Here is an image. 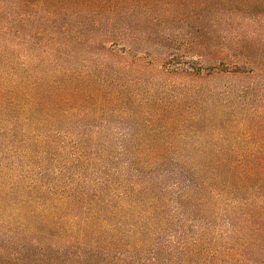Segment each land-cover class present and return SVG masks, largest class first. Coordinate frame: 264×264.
<instances>
[{"label":"trees","instance_id":"obj_1","mask_svg":"<svg viewBox=\"0 0 264 264\" xmlns=\"http://www.w3.org/2000/svg\"><path fill=\"white\" fill-rule=\"evenodd\" d=\"M172 2L0 0V188L10 189L0 191L16 194L0 199V220L13 224L12 237L21 243L0 245V264H264V92L254 107L253 93L262 90L257 81L243 84L264 78V53L255 54L264 48V0H215L216 8L229 7L231 35L216 22L217 29L203 32L210 39L217 33L215 43L189 47L222 63L215 73L227 79L222 87L194 86L198 109L219 100L231 113L241 104L250 108L235 119L238 144L223 137L224 146L199 148L198 163H191L196 153L180 160L171 133L131 134L132 147L120 151L106 134L58 125L60 118L125 111L136 102L163 120L171 101L176 108L193 91L183 85L172 100H143L131 82L139 69L128 62L142 40L134 26L147 40L167 36L153 29L163 22L149 17L134 25L126 17ZM161 49L144 52L149 65L170 63ZM48 55L56 67H45ZM226 124L219 130L227 131ZM170 227L174 235L163 238Z\"/></svg>","mask_w":264,"mask_h":264},{"label":"rangeland","instance_id":"obj_2","mask_svg":"<svg viewBox=\"0 0 264 264\" xmlns=\"http://www.w3.org/2000/svg\"><path fill=\"white\" fill-rule=\"evenodd\" d=\"M170 1L172 2V0ZM174 1L175 2H172V6L169 5L164 8L153 7V5H149V9L143 8V10H141L136 8L135 11H133V15L129 18L126 17L125 21L130 20L134 25H141L142 23H148L149 17H151L154 19V22H163L160 26H156V28L153 27V29L162 30L163 33H165V36H167L164 39H161L160 36L151 39L149 38V40L144 39V33L142 29H139L140 26H134L135 28H133V32L136 33L135 35L141 34L140 37L142 40L134 44V50L131 52L133 57L128 62H132L133 64L131 63V65H133L134 68L139 69L138 72L134 73V76H131L133 79L131 82L133 85L140 88L139 93H141L140 96H142L143 100L149 99L152 96L156 98L166 96V100L169 101L178 95V92L185 88L183 85L189 86L193 91L189 90V93L183 95L182 99L184 100L178 103L179 105L176 107L178 108V111H176V108L174 107V101H171L169 111L162 116L163 120H154L151 116H148L147 112H144L143 108H139L135 105L137 102L129 103L128 106L125 107V111L123 110L109 114H99L86 117L71 116L69 118H60L61 121L58 125L62 131L68 130L74 133H79L84 130L92 133L98 132L106 134L107 139L112 137L113 144L120 151L123 150L124 147H132L130 141H128L131 134L139 135L143 133L150 136L153 132L171 133L169 145L172 149H178V151H181L182 155H180V160L183 161L188 152L196 153L192 159L190 158L191 163H198L199 148L208 149L215 146H224L225 142L222 141L223 137H230V145L238 144L239 139L237 140V138L238 136H242V128L237 127L234 122L235 119L251 114L250 108L241 104L240 107H237L236 111L231 113V111L224 105H221L223 102L219 100L212 103L207 110L198 109V93H195L194 86L203 82L207 84L208 87H222V85L226 84L225 81L227 79H223L220 75H216L215 73L217 70L216 66L220 67L222 66V63L216 62L212 56L199 58V53L189 48L195 44L198 46L206 45L209 43V40L211 43H215L218 39L217 33H213V38L210 39L209 35H204L203 32L207 33L209 27L211 29H217L218 27L213 26L216 22L219 27L223 29L222 33L224 35H231V31H233L232 27L234 26L229 23L230 21L228 17L231 15L229 7L226 6L223 9H218L215 7V0H188V3H183L181 0ZM161 36H164V34ZM225 41L227 44H231V39H228V37H226ZM221 42L222 39L220 38L217 45L219 46ZM174 45H180V50H173L172 46ZM153 47L162 48L161 51L164 52L168 51L165 58L168 59L170 63L166 64V68H163L160 64L149 65V61H151L150 57L145 56L144 52L148 49H151L152 52ZM187 47L190 51L187 50ZM262 51L264 53V48L259 45L255 49V54H261ZM169 54H174L175 56L169 57ZM258 56L260 57V55ZM52 57L53 56L50 55L45 57L47 61L45 62V67H56L55 60H53ZM86 57L88 56L86 55ZM183 62H186L187 65H184ZM224 65L228 66L229 63L225 62ZM190 66L193 68H190ZM73 67L84 70V67L81 66L80 63L77 65V62L74 63ZM178 68L187 69L193 74L180 75L168 72V69L174 70ZM17 69L19 72H23V69ZM256 81L262 91H255L253 93L254 107L262 105L261 102L255 103V100H257L255 97L259 96L260 98L262 92H264V78H258L257 80L246 79L243 82L245 85H251L256 83ZM243 84L238 83V86L236 87ZM247 97L248 98L245 97L246 101L251 102L248 100L249 95ZM198 114L201 116L199 120ZM225 121H227V131H220L219 127L222 125L225 126ZM2 146L3 144L1 143L0 150H2ZM115 162H117V160H115ZM122 169L127 170V167L123 166ZM0 189H2L1 191L3 192L10 190L9 187L4 185ZM1 191L0 199L3 197V199L8 200L11 197L16 196L11 190L12 193L6 198ZM172 213L173 211L171 214ZM176 213L178 212L174 211L173 214ZM194 217L195 218L191 221V225H195L197 230L198 216ZM32 219L34 223L38 225L37 218ZM171 225L173 224H170V226ZM12 226V223H6L5 221L0 220V245H6L16 240L14 243L15 247L21 246L19 240L12 237ZM179 226H181V224ZM171 227L165 229L163 238H169L170 235H174V232H171ZM173 229H177V226H174ZM188 235H192V233H189ZM162 236L160 238H162ZM163 243H165V240H163ZM25 248L30 247L27 246ZM149 254L151 253L147 250L146 255Z\"/></svg>","mask_w":264,"mask_h":264}]
</instances>
